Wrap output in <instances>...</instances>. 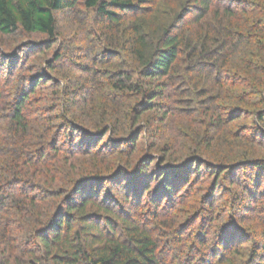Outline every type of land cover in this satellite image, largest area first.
Listing matches in <instances>:
<instances>
[{"label":"trees","instance_id":"obj_1","mask_svg":"<svg viewBox=\"0 0 264 264\" xmlns=\"http://www.w3.org/2000/svg\"><path fill=\"white\" fill-rule=\"evenodd\" d=\"M212 2L0 0V36L42 38L0 50V264H174L189 214L186 261L264 264V215L218 233L213 214L217 189L263 209L264 0ZM81 3L82 56L57 47Z\"/></svg>","mask_w":264,"mask_h":264},{"label":"rangeland","instance_id":"obj_2","mask_svg":"<svg viewBox=\"0 0 264 264\" xmlns=\"http://www.w3.org/2000/svg\"><path fill=\"white\" fill-rule=\"evenodd\" d=\"M213 6L215 5L216 0H213L212 2ZM79 7L80 8V11L77 12L76 14V18H74L73 20H75L74 22H68V19L62 14V13H57V17H58V21H59V28H60V34L61 36L58 37L57 39V47L61 46L64 42L65 43H68L71 47L74 48V52H76L78 55H83L84 52L88 51L91 47L90 45L92 43L95 42L94 38L90 35V34H93L94 32H97L99 31V24H98V19L95 17V14L94 12L90 9H86L85 7H83L82 3L79 4ZM131 14H126V16H130ZM191 13L188 14V16L186 17V20L191 17ZM126 17V18H127ZM39 39H42L41 36H36V35H31V36H25V37H21V38H17L16 40V37H13V38H5V37H2L0 36V50H4L6 52L10 51L11 49L13 50L14 52V47L15 45L17 44H21V43H25L26 41H30V40H39ZM44 43V42H43ZM51 44V43H50ZM54 47L56 46H53L51 44L50 46V49L49 47L47 48V51L45 53L46 56H50L51 52H53L54 50ZM55 48V49H58V48ZM49 49V51H48ZM37 50L35 48V50H33V52L30 53V55L28 56V60L25 59V64H29L31 63L33 60H34V55L37 54ZM21 57V56H20ZM24 61V60H23ZM78 61H79V58H78ZM65 67H70L69 64H64ZM76 68L72 67V71L74 74H78L79 72H77L75 70ZM27 70H24V72H26ZM18 72V67L17 69L15 70V74L14 75H17ZM38 92H40V90H37ZM242 123V122H241ZM148 136V135H147ZM145 135H143V143H140V145L138 146L139 148L138 149H143V150H140V151H143V153L145 154H150V155H154L158 154V151L156 150H153V149H150L149 150V147L147 148L148 144L153 141L151 139V137H147V139L145 140L144 139ZM147 143V144H146ZM162 142H159V144H161ZM147 145V146H146ZM138 151H136L135 153H137ZM138 154H140L138 152ZM160 163V161H159ZM150 169H153V166H149ZM147 169V170H150V169ZM242 175L241 172H237V178L239 177V181L241 180H244V177ZM263 179H264V176H263ZM202 182V181H201ZM211 182V178H209L208 180H205L204 181V185H207V187H210L208 186ZM202 185V184H201ZM227 185V184H226ZM203 187V186H202ZM261 187H264V181L262 182V185ZM217 189V188H216ZM223 193H225V190H219L217 189L215 191V197H216V201L213 203L214 205V209L215 211H213V214H214V217L216 218V221L214 222V224L217 226V232H218V229L222 226H224L225 224H228L229 222L231 223L230 225H228V227H231V226H234L236 227L235 229V233H237V231H241L243 228L247 227L250 229L251 233H254L256 232V229H258V222L255 221V218L254 217H262L264 215V201L263 203H260L259 205H263V209L261 208H258V206H256L257 208L256 209H253L251 213L247 214L248 212H246L244 210V208L242 207V204L238 203L237 205L235 206H229L228 204L230 203V199L229 198L228 200L225 201V204H223V200L221 201L219 199V196H221ZM238 193V192H237ZM147 193L144 192L143 193V196L141 197V202L143 201H146L147 199ZM164 204V201L162 202ZM260 213L258 214V216H254L256 215V213L259 211ZM254 213V215L252 214ZM190 216L189 215H184V216H181L180 219H182L180 222H184L183 223L185 226H182V228H185V230H183V233L182 235H180L177 239L180 240L179 241V247L183 248V258L182 260L179 262L178 260H175L174 261V264H201V262L203 261L205 264H249V257H248V253L245 251V255L242 254L241 258L240 256L237 258L236 256L233 257H227V256H223L221 259L219 258V255H211L210 254L212 253V247L211 248H208L206 247V253L203 252L202 255H200V253L193 257L192 256L190 257L192 260H189L187 259V261L185 260V257H187V244L186 243H193V241L197 240L194 238V233L192 232L194 230V226L198 223L199 219L195 220L194 221V224H191V220L192 218H189L188 217ZM184 217L187 219V221L184 219ZM191 217H194V215H192ZM246 218V220H242V222H238V220L240 218ZM249 218V219H248ZM250 218H252L250 220ZM193 221V220H192ZM191 224V225H190ZM223 230L224 228H221L219 230L218 233H223ZM245 231L247 229H244ZM189 232H192V236H190L189 239H187V236H188V233ZM235 234H233L234 236ZM219 239L217 236H215V240ZM197 243V241L195 242ZM211 244V242L209 243ZM245 248L247 247V245H249V242H244L243 243ZM219 247V246H218ZM202 250H205L204 248H202ZM194 254V253H193ZM205 254V256H204ZM209 255V258H207L206 256ZM203 256H204V260H203ZM251 264V263H250Z\"/></svg>","mask_w":264,"mask_h":264}]
</instances>
